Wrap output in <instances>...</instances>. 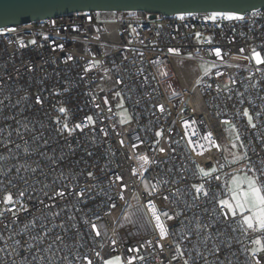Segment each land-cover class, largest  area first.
Returning <instances> with one entry per match:
<instances>
[{
	"label": "built area",
	"instance_id": "2783aa9c",
	"mask_svg": "<svg viewBox=\"0 0 264 264\" xmlns=\"http://www.w3.org/2000/svg\"><path fill=\"white\" fill-rule=\"evenodd\" d=\"M115 13L0 29V264H264L223 203L264 184V9Z\"/></svg>",
	"mask_w": 264,
	"mask_h": 264
},
{
	"label": "water",
	"instance_id": "95a60500",
	"mask_svg": "<svg viewBox=\"0 0 264 264\" xmlns=\"http://www.w3.org/2000/svg\"><path fill=\"white\" fill-rule=\"evenodd\" d=\"M264 0H0V29L72 12H147L172 16L196 12L244 14Z\"/></svg>",
	"mask_w": 264,
	"mask_h": 264
},
{
	"label": "snow or ice",
	"instance_id": "6c2138e0",
	"mask_svg": "<svg viewBox=\"0 0 264 264\" xmlns=\"http://www.w3.org/2000/svg\"><path fill=\"white\" fill-rule=\"evenodd\" d=\"M216 55L220 56V52L217 51ZM254 58L258 64L264 63V61H261L259 54H255ZM205 72H207V69H205ZM39 102L40 101L38 100L37 103ZM60 111H64V109L61 108ZM244 114L246 116L248 115L247 112ZM249 123L251 124V117H249ZM25 151H27V149ZM33 171L35 172L36 170L33 169ZM234 184L235 188L233 189L232 199L235 201V206H227L230 210H233V212L235 209H239L242 216H244L245 212L251 213V215L244 216V223L249 229L258 227L261 231H264V184L258 183L255 179H250L248 177H244L242 181H234ZM59 195L63 197L65 193L60 192ZM6 200L10 203L11 197H7ZM223 203L227 204V202ZM54 215L58 216L59 213H55ZM158 219L159 218H157V220ZM160 232L161 237L163 238L165 236V229L163 226H161ZM56 239L59 240L62 238L57 235ZM257 243L259 244L260 242L257 241ZM260 251L264 252V248H261ZM109 264H112V262H109Z\"/></svg>",
	"mask_w": 264,
	"mask_h": 264
},
{
	"label": "rangeland",
	"instance_id": "374dc122",
	"mask_svg": "<svg viewBox=\"0 0 264 264\" xmlns=\"http://www.w3.org/2000/svg\"><path fill=\"white\" fill-rule=\"evenodd\" d=\"M111 13V14H109ZM218 17L220 18H232L235 16V14L233 13H216ZM116 16H118L117 13L115 12H104V14H101L102 19H112L115 18ZM179 18H183V17H187V15H177ZM99 17V16H98ZM207 67L206 65H202V68ZM116 100V106L117 107H122L123 105V100L120 99H115ZM119 114L121 115H125V111H120ZM126 119V118H125ZM226 135L229 139H231L232 144L230 145V147L226 148L225 152H226V156L228 157L229 161L231 163H238L240 161H242L244 154H243V149L241 146V142L239 139V136L235 130V128L231 125H226L224 128ZM244 177H248L250 179H253L251 176H249L247 173H243V172H238L236 173L232 180H231V184H230V188H231V199L226 200L225 202H227V205H232L233 207L235 206V201L232 199L233 197V189L235 188V184L234 181H242ZM229 208V207H228ZM230 209V208H229ZM231 213H235V212H240L239 209H235V211L233 212V210H230ZM251 215V214H250ZM261 247L257 246L256 250L260 251ZM121 264V259L117 256L114 258L109 259L108 261L105 262V264H109V262H112V264Z\"/></svg>",
	"mask_w": 264,
	"mask_h": 264
},
{
	"label": "trees",
	"instance_id": "16d2710c",
	"mask_svg": "<svg viewBox=\"0 0 264 264\" xmlns=\"http://www.w3.org/2000/svg\"><path fill=\"white\" fill-rule=\"evenodd\" d=\"M101 14H104V13H95L96 17L99 16V18L101 17ZM109 14H111V13H109Z\"/></svg>",
	"mask_w": 264,
	"mask_h": 264
}]
</instances>
